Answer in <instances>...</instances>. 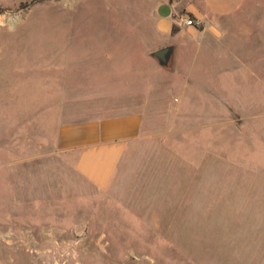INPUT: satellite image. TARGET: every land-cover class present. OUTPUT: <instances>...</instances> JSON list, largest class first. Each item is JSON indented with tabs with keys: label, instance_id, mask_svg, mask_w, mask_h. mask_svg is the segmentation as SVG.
<instances>
[{
	"label": "rangeland",
	"instance_id": "rangeland-1",
	"mask_svg": "<svg viewBox=\"0 0 264 264\" xmlns=\"http://www.w3.org/2000/svg\"><path fill=\"white\" fill-rule=\"evenodd\" d=\"M156 4L0 0V264H264V0L195 39ZM134 111L100 188L60 129Z\"/></svg>",
	"mask_w": 264,
	"mask_h": 264
},
{
	"label": "crops",
	"instance_id": "crops-1",
	"mask_svg": "<svg viewBox=\"0 0 264 264\" xmlns=\"http://www.w3.org/2000/svg\"><path fill=\"white\" fill-rule=\"evenodd\" d=\"M246 0H157L156 29L166 39L188 35H215L223 19L241 10ZM202 22L200 28L186 26L182 16ZM173 47V46H172ZM140 112L121 113L91 121L64 126L59 132L62 149L77 154V169L100 188L110 185L130 145L143 133Z\"/></svg>",
	"mask_w": 264,
	"mask_h": 264
},
{
	"label": "water",
	"instance_id": "water-1",
	"mask_svg": "<svg viewBox=\"0 0 264 264\" xmlns=\"http://www.w3.org/2000/svg\"><path fill=\"white\" fill-rule=\"evenodd\" d=\"M173 51L174 48L172 46H169L155 51L152 55L159 61L161 65L166 66L171 59Z\"/></svg>",
	"mask_w": 264,
	"mask_h": 264
},
{
	"label": "built area",
	"instance_id": "built-area-1",
	"mask_svg": "<svg viewBox=\"0 0 264 264\" xmlns=\"http://www.w3.org/2000/svg\"><path fill=\"white\" fill-rule=\"evenodd\" d=\"M180 21L185 24L186 26H192V27H195V28H200L202 26V22L198 19H195L191 16H182L180 18Z\"/></svg>",
	"mask_w": 264,
	"mask_h": 264
}]
</instances>
